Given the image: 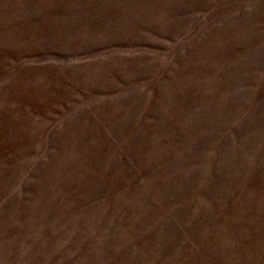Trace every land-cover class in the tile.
Here are the masks:
<instances>
[{"label":"rangeland","instance_id":"374dc122","mask_svg":"<svg viewBox=\"0 0 264 264\" xmlns=\"http://www.w3.org/2000/svg\"><path fill=\"white\" fill-rule=\"evenodd\" d=\"M0 264H264V0H0Z\"/></svg>","mask_w":264,"mask_h":264}]
</instances>
